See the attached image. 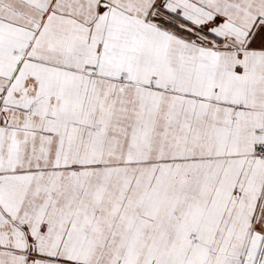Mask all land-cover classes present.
I'll use <instances>...</instances> for the list:
<instances>
[{"label": "snow or ice", "instance_id": "obj_1", "mask_svg": "<svg viewBox=\"0 0 264 264\" xmlns=\"http://www.w3.org/2000/svg\"><path fill=\"white\" fill-rule=\"evenodd\" d=\"M0 264H264V0H0Z\"/></svg>", "mask_w": 264, "mask_h": 264}]
</instances>
